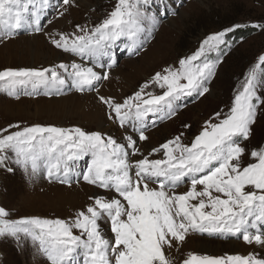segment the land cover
<instances>
[{
  "label": "snow or ice",
  "instance_id": "obj_1",
  "mask_svg": "<svg viewBox=\"0 0 264 264\" xmlns=\"http://www.w3.org/2000/svg\"><path fill=\"white\" fill-rule=\"evenodd\" d=\"M148 2L117 0L110 15L93 28L77 26L79 35L50 34L57 49L81 61L87 59L92 66L73 62L39 70H0V89L16 98L18 87L29 85L32 92L27 94L40 88L45 95L60 94L65 86L78 92L98 91L99 83L108 78L103 69H111L116 62L112 51L116 42L126 39L129 52L139 54L157 30L160 21L147 15ZM61 3L71 6L73 0ZM50 7V0H0V36L11 39L21 31H42L41 20ZM231 31L208 36L193 55L180 59L178 69L157 72L123 103L101 96L109 119L121 127L130 123L138 140H147L150 115L171 118L182 97H199L209 91L207 83L221 55L231 47L225 39ZM211 52L217 53L214 62L207 57ZM105 57L106 65L101 62ZM152 85L162 93L146 91ZM258 88H264V55L245 75L230 111L223 117L217 113V122H207L191 145L177 136L152 149L150 155L159 153L160 159L143 156L133 135L118 142L110 135L78 127L14 124L0 129V169L13 173L14 164L29 178L43 172L49 182L69 186L75 174L89 185L116 194L89 197L91 203L69 220L12 219L10 211L0 207V238L30 239L48 264H173L166 252L173 247L179 250L193 233L242 239L264 248V146L250 152L255 162L244 166L242 159L243 141L251 136L256 110L264 102L257 95ZM138 154L142 158L132 161L131 156ZM85 158L86 170L74 173ZM185 183H190V189L178 193L176 189ZM103 225L110 226V233ZM182 264H264V255L217 257L189 252Z\"/></svg>",
  "mask_w": 264,
  "mask_h": 264
},
{
  "label": "rangeland",
  "instance_id": "obj_2",
  "mask_svg": "<svg viewBox=\"0 0 264 264\" xmlns=\"http://www.w3.org/2000/svg\"><path fill=\"white\" fill-rule=\"evenodd\" d=\"M50 4L51 7L41 20L42 31H21L11 39L0 36V70H39L73 62L92 66L87 59L81 61L79 57L57 49L50 42L49 36L54 33L79 35L77 26L93 28L110 15L117 0H73L71 6L63 5L61 0H50ZM146 12L160 21L157 30L139 54L129 52V42L126 39L116 42L112 49L116 62L111 69H103L108 73V78L99 83L98 91L78 92L65 86L60 94L45 95L43 88L38 89L35 94H27L32 92L29 85L26 88L18 87L19 98H16L0 89V129L14 124H19L21 128L35 125L65 129L78 127L85 132H100L106 137L110 135L118 142H124L127 135H133L138 140V134L133 131L130 123L121 127L118 122L109 119L107 106L99 98L103 96L123 103L124 99L133 96L157 72L169 67L178 69L180 59L193 55L208 36L229 28L234 31L247 28L251 32L245 37L236 32L232 38L230 34L233 31L227 33L225 39L230 42L231 47L226 49V54L221 55L220 62L216 65L215 73L207 83L209 91L199 97H182L177 101V111L171 118L160 120L157 116L150 115L149 126L145 129L148 139L138 140L137 147L143 156L160 159L161 154L150 155V152L168 140L180 136L184 144L191 145L207 122H217V113L223 117L230 111L234 94L245 75L258 62V58L264 55V28L253 27L264 25V0H149ZM236 25L241 27H235ZM26 39L32 40L34 49H29ZM37 48L43 55H34L33 51H38ZM5 52L9 56L3 55ZM216 56V52L207 54L208 59L213 62ZM44 59L47 61L44 62ZM101 62L106 65L109 61L105 57ZM94 70L101 71L98 68ZM146 91L162 93L155 85ZM257 95L264 100V88H258ZM242 146L246 148L242 159L244 166H247L255 162L250 157V152L264 146V102L259 104L251 136L243 141ZM140 158L139 154L131 156L132 161ZM87 164V158L79 161L74 173H83ZM11 167L16 169L15 172L8 173L0 169V207L9 210L12 219L40 217L69 220L77 210H83L91 203L89 197L105 195L110 198L116 195L87 184L82 176L78 178L75 174L72 175L69 186L49 182L43 172L29 178L16 165L12 164ZM190 187V183H185L176 191L184 193ZM72 191L76 195L69 199ZM103 227L106 233H110L109 225ZM204 240L213 243L211 253L200 248ZM186 242H190L191 249L185 247ZM223 243L230 245L223 250L219 245ZM232 243L238 244L235 250ZM251 247H256L257 250ZM189 252L217 257L233 254L246 256L250 253L264 255V248L246 244L242 239H217L207 234L193 233L186 237L179 250L173 247L166 255L173 264H182ZM0 264H48V261L38 246L28 238L22 237L19 242L13 238H0Z\"/></svg>",
  "mask_w": 264,
  "mask_h": 264
},
{
  "label": "bare ground",
  "instance_id": "obj_3",
  "mask_svg": "<svg viewBox=\"0 0 264 264\" xmlns=\"http://www.w3.org/2000/svg\"><path fill=\"white\" fill-rule=\"evenodd\" d=\"M25 42H26V44H27V46H29V49H34L35 47H33V42H32V40L30 41L29 39H26L25 40ZM38 49V48H37ZM33 53H34V55L35 54H40V55H43L42 54V51L41 50H39L38 49V51H33ZM53 54H55V53H53ZM3 55H8L9 56V54H7L6 52L3 54ZM53 56V55H52ZM45 58V57H44ZM79 59V58H78ZM47 60H45L44 59V62H46ZM90 62V61H89ZM74 191V190H73ZM70 192V194L72 195V196H70V198L69 199H71V198H74L75 197V195H76V193L75 192ZM78 191V190H77ZM82 191V190H81ZM88 191V190H87ZM84 196V195H83ZM85 198V197H84ZM84 198L82 199V200H84ZM193 239V238H192ZM189 240V239H188ZM193 240H195V239H193ZM188 242V241H187ZM186 242V244H185V247L189 250V249H191L192 247H191V244H190V242L189 243H187ZM192 242V241H191ZM196 242H198V239H197V241ZM201 242V241H200ZM239 243V242H238ZM194 244V243H193ZM212 244L213 243H211V242H208V241H205L204 240V242L202 243V244H200L201 246H200V248H202V250L203 251H205V252H210L211 251V249H212ZM215 245V244H214ZM220 246H222V248H223V250H224V248L226 247V246H228V245H230V244H219ZM231 246H232V248L235 250L236 249V247L235 246H238V244H236V243H232L231 244ZM180 247V246H179ZM215 247V246H214ZM219 247V246H218ZM242 248V247H241ZM252 249H256V247H251ZM260 248V247H259ZM215 249V248H214ZM216 249H217V247H216ZM220 249V248H219ZM226 249V248H225ZM252 249H250V250H252ZM261 249V248H260ZM257 250V249H256ZM202 252V251H201ZM229 252V251H228ZM211 253V252H210Z\"/></svg>",
  "mask_w": 264,
  "mask_h": 264
},
{
  "label": "trees",
  "instance_id": "obj_4",
  "mask_svg": "<svg viewBox=\"0 0 264 264\" xmlns=\"http://www.w3.org/2000/svg\"><path fill=\"white\" fill-rule=\"evenodd\" d=\"M247 30H249V29H247V28L237 29V30L231 32L230 35L233 38L234 33L238 32V35L242 33V37H245V36H247V33L249 34V32H251V31H247Z\"/></svg>",
  "mask_w": 264,
  "mask_h": 264
}]
</instances>
